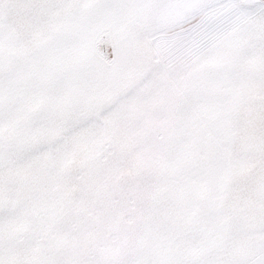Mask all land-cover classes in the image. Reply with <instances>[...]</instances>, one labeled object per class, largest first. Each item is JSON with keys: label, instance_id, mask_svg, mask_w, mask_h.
I'll return each mask as SVG.
<instances>
[{"label": "snow or ice", "instance_id": "6c2138e0", "mask_svg": "<svg viewBox=\"0 0 264 264\" xmlns=\"http://www.w3.org/2000/svg\"><path fill=\"white\" fill-rule=\"evenodd\" d=\"M0 264H264V0H0Z\"/></svg>", "mask_w": 264, "mask_h": 264}]
</instances>
